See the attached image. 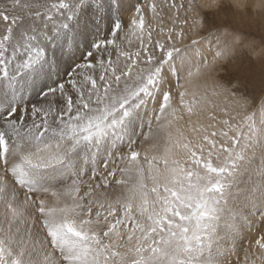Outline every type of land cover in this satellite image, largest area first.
<instances>
[{
	"label": "snow or ice",
	"instance_id": "1",
	"mask_svg": "<svg viewBox=\"0 0 264 264\" xmlns=\"http://www.w3.org/2000/svg\"><path fill=\"white\" fill-rule=\"evenodd\" d=\"M245 18L264 0H0V264H264Z\"/></svg>",
	"mask_w": 264,
	"mask_h": 264
},
{
	"label": "rangeland",
	"instance_id": "2",
	"mask_svg": "<svg viewBox=\"0 0 264 264\" xmlns=\"http://www.w3.org/2000/svg\"><path fill=\"white\" fill-rule=\"evenodd\" d=\"M235 26L238 27L240 31H243L248 39L256 45H259L261 41L264 40V23H261L259 19L249 20L245 18ZM250 64L254 66V84L250 86V89H254L258 92L262 86L259 63L255 60L250 61L244 51L237 54L236 60L234 61V67H242L244 69V72L241 73L242 75L247 74V69Z\"/></svg>",
	"mask_w": 264,
	"mask_h": 264
}]
</instances>
